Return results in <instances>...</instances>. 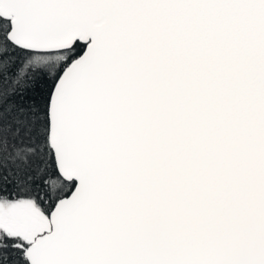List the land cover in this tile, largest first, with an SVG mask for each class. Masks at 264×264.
<instances>
[{
  "label": "snow or ice",
  "instance_id": "obj_1",
  "mask_svg": "<svg viewBox=\"0 0 264 264\" xmlns=\"http://www.w3.org/2000/svg\"><path fill=\"white\" fill-rule=\"evenodd\" d=\"M0 264H264V0H0Z\"/></svg>",
  "mask_w": 264,
  "mask_h": 264
}]
</instances>
